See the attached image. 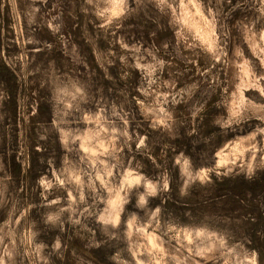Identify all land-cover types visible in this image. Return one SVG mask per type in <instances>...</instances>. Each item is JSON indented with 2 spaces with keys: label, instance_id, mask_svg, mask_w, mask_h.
Instances as JSON below:
<instances>
[{
  "label": "clouds",
  "instance_id": "obj_1",
  "mask_svg": "<svg viewBox=\"0 0 264 264\" xmlns=\"http://www.w3.org/2000/svg\"><path fill=\"white\" fill-rule=\"evenodd\" d=\"M132 2L84 0L81 11L90 12L99 21V29L115 36L126 19L150 4L160 16L168 17L177 48L182 46L197 57H206L209 62L207 67L198 68L199 80L178 87L176 81L164 80L171 62L159 55L160 49L155 44L146 48L143 42L129 44L122 36L116 39L121 49L117 57L120 64L140 75L136 87L138 95L133 99L139 116L151 129L176 138L174 109L192 102L202 84H207L213 92L222 85L219 74L213 72L217 65L231 69L232 78L231 91L229 87L223 88L225 98L216 104L217 108L225 109L226 115L217 116L213 124L227 136L252 119L259 121L247 135H236L217 148L211 158L212 166L197 168L185 152L177 153L173 166L178 168L182 181L180 196H188L197 183L201 186L211 183L213 173L217 177L242 174L246 180H253L258 170H264V0H237L235 5L232 0H215V4L213 0H134L136 8L132 7ZM37 3L47 5L48 0H32L33 6L26 13L30 26L40 12L35 6ZM225 3L232 5L231 12L243 10L247 5L254 13L235 25L242 43L233 44L231 56L229 42L233 37L226 23ZM12 4L15 10L16 0H12ZM153 22L162 28L158 21ZM45 24L53 35L60 34L62 44H66L61 31L64 27L62 13L51 16ZM36 42L28 38L23 43L26 46ZM47 47L51 50L52 45ZM163 47L167 49L168 44ZM72 51L79 57L77 45L73 44ZM94 54H97L95 50ZM113 56L116 53L109 51L101 60L97 54L108 80L113 77L105 65H115ZM19 59L21 70L29 74L27 57L22 55ZM190 62L198 64L196 59ZM129 74L123 73L121 79L126 80ZM41 86H47L51 93V130L56 133L64 153L60 168H56L55 160L50 157L47 164L51 175L43 174L36 180L41 190L40 206L48 209L42 215L47 228L62 233L69 224L91 231L87 221H94L108 240L125 244V248L109 257L113 264H260L257 250L248 249L243 241L236 240L230 229L209 223V216L205 215L198 224H181L171 216L165 219L159 204L151 206V201L170 192L171 180L167 170L155 178L150 177L142 170L143 166L135 162L134 156L125 155V150L145 152L149 139L132 128L135 115L127 110L126 102L117 104L102 98L95 102L94 109L86 108L94 100L89 85L77 77L58 74L54 65ZM121 94L124 95L123 90ZM0 100H3L2 95ZM206 103L191 104L193 120L206 110ZM32 114L36 115L37 111L34 109ZM39 138L46 141L48 136L42 133ZM36 150L43 151L40 147ZM149 159L156 163L154 157ZM40 163H44L43 158ZM0 172L5 173L0 176V209H8L7 218L0 222V264H52V255L62 258L60 236L55 237L50 252L47 251L49 244L40 239L42 233L35 221L28 219L37 205L28 203L18 207L19 201L9 192L12 175L2 159ZM60 191L65 195L55 194ZM50 196L53 198L49 199ZM133 198L135 211H128ZM185 215L191 217L190 212ZM92 246L99 248L101 244L95 242Z\"/></svg>",
  "mask_w": 264,
  "mask_h": 264
},
{
  "label": "rangeland",
  "instance_id": "obj_2",
  "mask_svg": "<svg viewBox=\"0 0 264 264\" xmlns=\"http://www.w3.org/2000/svg\"><path fill=\"white\" fill-rule=\"evenodd\" d=\"M236 3L237 0H232V5ZM83 4L84 0H48L47 5L37 3L35 6L40 8V12L30 26L26 13L33 6L32 0H16L15 10L12 0H0V95L3 96V100H0V104H3L0 107V159L12 175L9 192L19 201L18 207L28 203L37 205L28 219L35 221L37 229L42 233L40 239L49 244L47 251L50 252L51 243L56 236H60L62 240L63 257L52 255V264H113L109 257L118 249L125 248L123 242L108 240L92 220L87 221L91 231H82L66 224L62 233L50 230L42 222V215L48 209L40 206L41 190L36 180L40 175H51L47 164L50 157L55 160L56 168H60L64 155L56 133L51 130V93L47 86H41L53 65L58 74L77 77L89 85V92L94 100L86 108L94 109L95 102L103 98L117 104L126 102L127 110L134 113L132 128L149 137L148 149L143 153H129L125 150V155L128 158L134 156L135 162L140 163L142 170L150 177L155 178L167 170L171 180L170 192L151 201L152 207L159 204L165 219L171 216L181 224H198L205 215L209 216V223L230 229L236 240L243 241L248 249L257 250L260 253V264H264V170H258L251 181L246 180L242 174L217 177L213 173L211 183L205 186L195 184L190 189V194L182 198L179 194L182 183L179 170L173 166V157L180 151L190 156L197 168L212 166L211 158L217 148L236 135H247L259 123L252 119L227 136L222 135L220 128L213 124L217 116L226 115L225 109L217 108L216 104L225 98L223 88L229 87L231 91L229 81L232 70L217 65L213 72L219 74L222 85L213 92L207 84H202L192 102L174 109L176 138H173V134L153 130L139 116L133 99L138 95L136 87L140 75L120 64L117 57L121 54V49L115 43L116 39L122 36L129 44L143 42L146 48L155 44L160 49L159 55L171 62V66L165 70L164 80H174L178 87L199 80L198 68L208 66L207 58L197 57L182 46L177 48L168 26V17L160 16L150 4L126 19L122 27L116 30L115 36L99 29V21L90 12L85 14L81 11ZM232 5L224 4L226 23L233 37L229 42L230 56L233 44L242 43L235 25L245 17L254 16L247 5L243 10L231 12ZM132 7L136 8L134 0ZM58 13H62L64 27L61 31L66 44H62L60 34L53 35L45 24L47 19ZM154 20L162 28H158ZM28 38L37 42L25 46L23 42ZM165 43L168 44L167 49L163 47ZM48 44L52 45L51 50L48 49ZM73 44L78 46L79 57L72 51ZM94 50L101 60L109 51L116 53V56L111 57L115 65H105L112 80L105 79ZM22 55L27 57L29 74L21 70L19 57ZM191 59H196L198 64L191 63ZM125 72L130 74L123 80L121 75ZM6 94L9 97L7 99ZM205 101L206 110L193 120L190 114L191 104ZM34 109L37 111L36 115L32 114ZM42 133L47 134L46 141L39 138ZM37 147L43 151H37ZM150 156L155 158V164L149 159ZM41 158L44 163H40ZM4 174L0 172V176ZM55 194L65 195L62 191ZM134 203L133 198L132 203L127 206L128 211H135ZM7 212V208L0 209V222L7 218ZM189 212L191 217L185 215ZM95 242H100L101 246H92ZM124 255L127 257V253Z\"/></svg>",
  "mask_w": 264,
  "mask_h": 264
}]
</instances>
